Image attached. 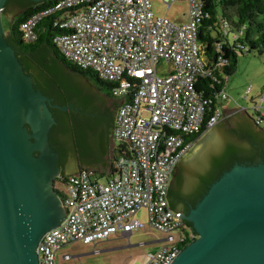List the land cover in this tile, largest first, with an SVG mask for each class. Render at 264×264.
I'll list each match as a JSON object with an SVG mask.
<instances>
[{
    "label": "built area",
    "instance_id": "built-area-1",
    "mask_svg": "<svg viewBox=\"0 0 264 264\" xmlns=\"http://www.w3.org/2000/svg\"><path fill=\"white\" fill-rule=\"evenodd\" d=\"M182 1L190 5L186 24L156 17L152 0H59L21 25L24 38L33 41L41 20L59 14L54 27L61 32L54 41L65 58L92 70L112 85L114 98L125 100L113 139L131 153L118 157L104 182L87 170L57 181L65 187L60 198L66 216L40 241L39 264H59L57 253L76 243L130 239L147 228L136 217L141 210L147 211L149 227L164 235L143 264H172L197 238L166 197L183 155L198 136L224 121L228 110H212V101L197 91L198 80L212 73L198 42L203 2L163 0L168 8ZM222 99H228L226 92Z\"/></svg>",
    "mask_w": 264,
    "mask_h": 264
},
{
    "label": "water",
    "instance_id": "water-1",
    "mask_svg": "<svg viewBox=\"0 0 264 264\" xmlns=\"http://www.w3.org/2000/svg\"><path fill=\"white\" fill-rule=\"evenodd\" d=\"M7 2L0 0V264H39L40 241L66 216L54 188L60 168L59 154L50 141L56 125L52 109L65 112L72 106L54 105L25 72L6 40L3 13ZM17 13V8H10V21ZM64 75V82L81 101L89 102L90 108L99 107L100 96L88 81L72 73ZM116 99L120 100L118 113L125 100ZM107 107L115 109L111 104ZM249 120L244 114L215 127L213 140L207 146L214 149L183 171L186 185L229 146L249 148L236 135L250 126ZM77 137L75 143L66 141L64 150L75 157L81 168L109 159L108 142L97 127L85 131L82 140ZM76 161L66 172L76 169ZM173 181L166 197L168 203ZM170 209L180 213L197 234L172 264H264V162L234 165L209 186L187 213Z\"/></svg>",
    "mask_w": 264,
    "mask_h": 264
},
{
    "label": "trees",
    "instance_id": "trees-1",
    "mask_svg": "<svg viewBox=\"0 0 264 264\" xmlns=\"http://www.w3.org/2000/svg\"><path fill=\"white\" fill-rule=\"evenodd\" d=\"M58 1L46 0L35 3L29 0H8L5 12H8L10 7H16L18 8V13L12 21L9 19L4 20L6 40L16 51L17 57L23 64L27 74L31 75L33 79L36 77L37 80L47 77L49 82H46L45 86H42L40 82L36 83V78L34 79L37 89H42L44 94L48 95V91L53 86L56 93L53 96L56 102L66 105L67 103L64 99H72V96H75L72 99L74 104H76L75 108H81L84 111L87 110L88 113L94 114V110H88L87 106L82 105L83 102L79 99L77 93L72 92L73 90L66 85L64 74L72 73L78 78L93 82L97 87H105L110 92L111 97H113L111 94L112 85L100 80L92 70H84L65 58L54 41L55 37L61 32L59 28L54 27L59 14H52L41 20L35 29L36 39L33 41L26 40L21 30L22 24L34 15L51 8ZM202 2L203 15L198 25V42L202 47L206 67L212 70V73L201 77L196 84V88L198 92H202L205 99L212 101L209 108L213 110L216 106L223 107V102L226 101L222 99V94L226 92L229 76L236 70L239 55H247L254 51L264 55V0H202ZM46 60L53 62L50 68H46ZM63 91L65 96L59 95ZM116 100L118 102L117 107H119L120 100ZM53 115L56 116L57 114L53 112ZM56 119L58 124L52 128V133L60 131L65 142L69 141L70 132L71 134L80 135L97 127L107 144L108 125L105 131L101 130V120L90 118L84 129L70 130L64 116L56 117ZM249 122H251L250 126L236 133L238 140L249 144V148L229 146L224 153L210 163V174L214 173L212 176L218 175L223 169L227 168L226 171L230 170L234 166L232 162L235 159L247 160L251 162V165L255 164L253 162L259 159L264 162V128H261L253 119L249 120ZM54 142L58 144V150H60L59 146L64 143H58L55 140ZM119 150L120 155L128 153L124 145L120 146ZM61 151H64V149H61ZM119 156L116 155L113 162ZM95 168H82L81 171L87 170L91 175H96L95 178L99 181H101L100 176L105 177L106 180L109 178L110 174L99 173L94 170ZM113 172L114 170L112 169L111 173ZM183 173L182 168L178 166L174 175L176 186L179 189L180 196L195 206L206 193V189L209 188L208 184L213 181L211 180L212 177L211 175L207 176L200 173L194 182H189L186 185V178ZM171 192L170 189L168 195L170 206L176 211L185 213L183 208L176 206L171 200ZM58 194L61 197V194ZM189 226L192 227L191 224Z\"/></svg>",
    "mask_w": 264,
    "mask_h": 264
},
{
    "label": "rangeland",
    "instance_id": "rangeland-1",
    "mask_svg": "<svg viewBox=\"0 0 264 264\" xmlns=\"http://www.w3.org/2000/svg\"><path fill=\"white\" fill-rule=\"evenodd\" d=\"M152 6L156 17L166 18L175 24H186L189 21L188 14L190 12V5L187 2H175L168 8L163 0H152ZM165 70H168V66H165ZM227 81L226 94L228 95V100L223 102V108L228 110V117L217 125L244 114L257 122L259 116L264 115V100H262V96L264 95V55H260L256 51L247 55H239L236 70L229 76ZM89 84L93 89H97L92 82H89ZM260 127L264 128V122ZM214 135L215 129L213 135L207 140L206 146L213 140ZM119 144L120 143L115 140H111L108 143L109 159L93 166L94 168L96 167L94 169L95 171L105 174L111 172V166H113L114 157L118 153ZM91 168L92 167L86 169ZM92 177H96V175H92ZM100 177L101 181L104 182L105 177ZM55 191L63 193L65 192V187L57 182L55 184ZM136 217L146 224L147 228L135 232L130 239L118 235V237L110 238V240L89 245H84L82 243L73 244L57 253L58 263H145L148 254L156 252L161 246L160 243L153 242L162 240L164 235L160 231L149 227L146 210H141ZM64 255H70L72 257L71 260L67 262L64 261L62 259Z\"/></svg>",
    "mask_w": 264,
    "mask_h": 264
},
{
    "label": "flooded vegetation",
    "instance_id": "flooded-vegetation-1",
    "mask_svg": "<svg viewBox=\"0 0 264 264\" xmlns=\"http://www.w3.org/2000/svg\"><path fill=\"white\" fill-rule=\"evenodd\" d=\"M13 8H16V7H13ZM7 18H8L7 12H5V10H4L3 20H5ZM45 62L47 64L46 68H50L53 65V62L50 61V60H46ZM45 75H47V74H45ZM35 81H36V83L40 82L42 84V86H45L46 82L47 83L49 82V81H47V77L41 78V79H38V80L36 78ZM35 81H34V83H35ZM88 82H91V81H88ZM92 84H93V82H92ZM95 87L97 88L96 91L98 92V94L100 96V100H101L100 103L98 104L99 107L95 106L94 108H90L89 102H87L85 100L82 101L83 102L82 105L87 106L88 110H94V112H95L94 114L88 113L87 110H85L86 111L85 112L81 108H75L76 104H74V102L72 101V99H74L75 96H72V99L71 98L68 99V100L64 99V101L67 104L63 105L61 103L63 106L59 102H56V99L53 96V95L56 94L55 93V88L53 86L50 88V91H48V95L47 94H45V95L52 100V103L54 105H59V106H62V107H70V106H72L70 109H68L65 112L61 111L58 108L52 109V111L57 114L56 116H54V118L56 120V125L58 124V121H57L56 117H61V116H64L65 122L68 124V127H69L70 130H80L81 128L84 129L87 126L86 123L90 121V118H92L93 120H94V118H95V120H101V122H102L101 130L107 129V125H108L107 142L109 143L111 140H114L113 139V131H114V128H115V118H116V114H117V110H118L117 101H116L115 98L110 96V92L105 87H97V86H95ZM40 90L43 92L42 89H40ZM59 95L65 96V92L63 91ZM107 104L113 105L115 109L111 110L110 108L107 107ZM217 126H216V128H217ZM216 128L214 127L212 129L204 132L203 134H201L196 139V142L192 146V148L183 155V157L181 158L180 163H179V166H180V168H182L183 171H185L186 168L188 169V167H190L194 163H196L198 161L199 157L202 154L206 153V151H211L212 149H214V148H210V149L207 148L206 143H207V140L213 135L214 129H216ZM83 135L84 134L75 135L74 133L71 134V132H70L69 141H72L73 143H75V139H76L75 137L78 136L77 139H82ZM54 140L57 141L58 143H63L64 142L61 145L62 147L59 146L60 150L57 149L58 148V144L55 143ZM50 141H51V145L54 147L55 151L58 152V154H59L58 166L60 168V176L54 181V185H55L57 183L58 179H60V178H66L68 176L78 175L82 168H81L79 162L76 161L74 156H72L70 154H67L66 150L61 151V149H64L65 141H64V137H63V135L61 134L60 131H55L53 133L51 131ZM74 160L78 163L76 169L73 172H66L67 168L74 167V166L71 167V165H72L71 163ZM253 163L258 164V163H261V161H260V159L259 160H255ZM232 164H234V165H236V164L249 165L250 164L251 165V162H249L247 160L241 161L240 159H235V161H233ZM226 170H227V168L221 170V172L218 175L215 174L214 176H212L214 173H212V175H211L210 174L211 173V169H210V167H207V168H205L202 171V174L207 175V176L211 175V177H212L211 180H213L215 182ZM215 177H217V178L215 179ZM212 182H210V184H208V187L211 185ZM207 189H206V191H207ZM178 190L179 189L176 186V182L174 180L173 184L171 186V191L172 192H171L170 198L175 203L176 206H178L180 208H183L184 211L187 213L193 205L188 200L183 199L180 196V193H179Z\"/></svg>",
    "mask_w": 264,
    "mask_h": 264
},
{
    "label": "crops",
    "instance_id": "crops-1",
    "mask_svg": "<svg viewBox=\"0 0 264 264\" xmlns=\"http://www.w3.org/2000/svg\"><path fill=\"white\" fill-rule=\"evenodd\" d=\"M227 84H228V83H227ZM227 96H228V95H227ZM227 100H228V99H227ZM119 155H120V150L118 149L117 156H119ZM112 165L114 166V163H113ZM113 166H111V172H112V169H113L112 167H113ZM111 172H109L110 176H112V174H113V173H111ZM116 237H118V236H116ZM121 237H124V236H121ZM113 238H115V237H113Z\"/></svg>",
    "mask_w": 264,
    "mask_h": 264
}]
</instances>
